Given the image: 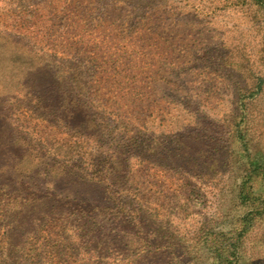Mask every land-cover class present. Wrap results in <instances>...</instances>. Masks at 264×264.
Masks as SVG:
<instances>
[{"label": "rangeland", "instance_id": "obj_1", "mask_svg": "<svg viewBox=\"0 0 264 264\" xmlns=\"http://www.w3.org/2000/svg\"><path fill=\"white\" fill-rule=\"evenodd\" d=\"M249 152L264 0H0V264H192Z\"/></svg>", "mask_w": 264, "mask_h": 264}, {"label": "trees", "instance_id": "obj_2", "mask_svg": "<svg viewBox=\"0 0 264 264\" xmlns=\"http://www.w3.org/2000/svg\"><path fill=\"white\" fill-rule=\"evenodd\" d=\"M261 2V0H257ZM87 108L93 105L87 102ZM46 112V111H45ZM49 113V112H46ZM98 113V112H97ZM62 113L53 114L58 121L49 120V127H56L61 124L66 127L71 135L82 137L81 128L83 124L77 120V116L65 117ZM68 118V119H67ZM77 118V119H76ZM71 120H75L76 127H69ZM95 126L99 123L97 120L91 119ZM80 131V133H79ZM240 136V135H239ZM247 160L244 163V179L236 186L230 208L233 211L231 218L228 220V226L222 227L218 231L217 239L215 236L204 241L206 245V252L200 253L192 264H249V257H247L244 246V234L252 229L254 222L264 217V192L259 191L258 186H254L253 182H263L264 180V159L253 155L251 152L244 153ZM257 190V191H256ZM243 208L241 212H237L239 208ZM217 234V233H216ZM212 239V240H211Z\"/></svg>", "mask_w": 264, "mask_h": 264}]
</instances>
